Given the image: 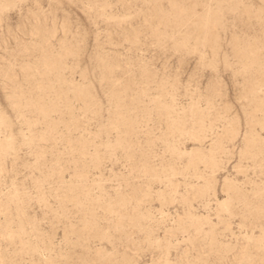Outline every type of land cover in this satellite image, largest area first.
Segmentation results:
<instances>
[{
	"label": "rangeland",
	"instance_id": "rangeland-1",
	"mask_svg": "<svg viewBox=\"0 0 264 264\" xmlns=\"http://www.w3.org/2000/svg\"><path fill=\"white\" fill-rule=\"evenodd\" d=\"M0 264H264V0H0Z\"/></svg>",
	"mask_w": 264,
	"mask_h": 264
}]
</instances>
